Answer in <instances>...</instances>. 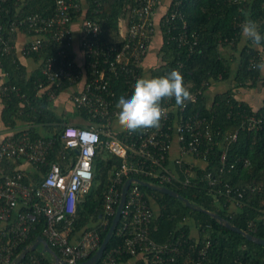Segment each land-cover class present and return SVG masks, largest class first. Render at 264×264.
<instances>
[{"label":"built area","instance_id":"1","mask_svg":"<svg viewBox=\"0 0 264 264\" xmlns=\"http://www.w3.org/2000/svg\"><path fill=\"white\" fill-rule=\"evenodd\" d=\"M6 1L0 0V10ZM158 1L133 0L130 21L127 24L125 22L120 42L102 39V24L98 16L82 17L79 40L82 61H77L72 48L74 33L71 17V9H84L82 0H55L52 14L33 11L8 24L0 20L2 53L14 50V37L18 28L24 27L20 26L22 24L32 34L23 48L24 53L42 48L46 38L59 43L57 51L41 62V71L49 84L41 82L40 85L45 86L43 90H46L51 99L57 98L68 86L69 96L75 106L104 122L103 127L94 122L85 125L64 123L61 137L65 150L60 152L66 161L65 168L58 161L48 160L52 139L32 137L25 130L19 134L6 135L1 141L0 164L4 158H23L34 164L43 177L37 182H26L23 180L24 169L6 174L0 171V264H45L42 257L36 254H31L29 260L22 263L23 251L16 253V249L31 237L41 214L47 219L42 236L68 262L84 261L98 249L101 245L98 229H86L73 240L69 236L70 225L61 230L57 227V222L67 213L74 214L77 201L91 187L94 177L93 160L101 132L107 135L106 146L123 158L115 168L105 192L102 218L105 225L116 214L122 186L127 178L142 174L158 179L162 185H187L197 176V165L207 163L209 152L214 146L211 120L199 113H186L188 103L195 102L203 92L202 86L190 92L192 99L186 101L184 107H177L174 98L162 101L161 107L165 115L159 128L138 130L131 135L126 133L124 137L117 136L113 129L118 110L115 107L116 91L109 76L111 73L124 74L131 89L136 80L143 77L140 66L144 64L150 46L160 33L156 18ZM237 1L242 5L246 3V0ZM181 4L182 0H171L170 9L166 11L162 21L168 24L170 31L178 29L170 35V39L176 40L180 46L188 44L194 50L198 43L197 37L189 33L186 21L183 25L175 22L176 17L180 16ZM99 8L97 2L93 15L98 14ZM243 23L238 21L239 25ZM13 92L27 98L17 84L8 81L0 83L1 98ZM245 118V127L259 129L264 121V112L247 114ZM237 132L231 136L236 138ZM45 165L48 168L42 171ZM226 168L224 151L220 157L219 171L214 174L211 169L205 173L210 190L227 195L235 204H242L244 188L232 186L223 178ZM139 184L136 181L131 183L121 211L119 232L124 235V242L104 253L95 264H114L117 253L136 254L139 251L149 254L146 264L177 263V255L181 253V239L161 243L151 236L150 225L155 216L151 200L154 195L143 190ZM250 225L253 223L250 222ZM190 248L194 249L193 244ZM199 253L204 254V251L199 250ZM198 256V259L192 257L191 260L195 264H204L201 256ZM237 263L240 264V261Z\"/></svg>","mask_w":264,"mask_h":264},{"label":"trees","instance_id":"2","mask_svg":"<svg viewBox=\"0 0 264 264\" xmlns=\"http://www.w3.org/2000/svg\"><path fill=\"white\" fill-rule=\"evenodd\" d=\"M97 2L100 10L97 15H93L92 11L97 7ZM19 4L20 0H7L4 3L0 10V20L4 24L21 19L29 12L52 14L55 9V0H25L23 6L17 9ZM133 5V0H86L83 10L71 9V17L76 21L84 16H98L102 24V39L107 42H120L123 39L121 23H129ZM169 9L168 6L166 11ZM166 11L156 17L160 29L158 59L149 65H141L140 70L143 78L166 76L172 70H178L190 92L203 87L204 90L198 99L188 103L186 113H199L211 120L214 146L209 152L207 163L197 165V176L192 178L190 184L166 183V186L177 190L197 207L187 205L185 200L178 196L139 184L143 190L154 195L151 200L155 210L150 225L151 236L161 243L181 239V253L177 255L176 264H195L191 258L198 259V255L204 264H238L239 261L240 264H264V244L249 240L242 233L226 226L208 211L198 207L217 211L232 223L264 238V121L259 129L244 126L247 114L264 112V103L255 109L247 99L241 98L240 94L243 89L264 88V73L253 68L254 64L264 60V47L257 48L250 41H245L241 35V25L238 24V21L251 19L264 36V0H246L245 5L237 0H182L180 16L176 17L175 22L183 25L186 21L189 33L197 37L198 43L195 44L194 50H191L188 44L180 46L176 40L169 38L178 29L170 31L168 24L162 21ZM20 26L25 28V24ZM59 46V43L46 38L42 48L25 54L32 55L42 62L46 56L55 53ZM0 58L11 74L7 81L20 86L22 92L27 95L25 99L13 92L2 97V119L13 128L18 127L17 119L25 121V127L16 130V134L27 130L32 137L43 136L47 140L52 139L48 160L58 161L65 168L66 161L60 151L65 150L61 134L67 121L53 109L52 99L46 90H43L45 86L40 85L41 82L49 84L41 66L29 74L24 71L18 74L20 67L17 66L18 59L13 57V51H0ZM109 77L116 91L115 103L121 95L131 94L133 88L127 84L124 74L111 73ZM78 110L86 122L77 124L94 122L99 127L104 126V122L99 118ZM113 129L119 137L126 134L116 125V121L113 123ZM236 131L237 136L233 138L231 135ZM106 139L107 135L101 132L93 160L94 177L91 187L77 201L74 214L67 213L57 222V227L61 230L70 225L69 236L73 240L86 229L95 228L100 231L102 243L114 217L111 216L108 224L102 223L105 192L115 168L123 158L106 146ZM224 151L227 168L223 178L232 186L244 188L242 204L239 205L227 195L211 191L209 181L205 177L208 170L212 169L214 174L219 171L220 157ZM24 162L26 160L23 158H4L0 171L6 174L24 169V181H39L43 177L42 172H32L23 166ZM47 168L45 165L41 170L46 171ZM136 176L159 184L156 178L142 174ZM46 222L45 215L41 214L31 237L16 249V253L25 252L20 262L25 263L31 254H36L42 257L45 264H54L51 255L42 252L41 243L34 249H26L43 234ZM250 222L253 225H250ZM120 225L119 220L105 254L124 242V235L119 232ZM191 244L193 250L190 248ZM54 249L61 255L57 248ZM199 250H203L204 254H200ZM148 256L147 252L142 251L136 254L117 253L114 264L130 259H133L135 264H146Z\"/></svg>","mask_w":264,"mask_h":264},{"label":"clouds","instance_id":"3","mask_svg":"<svg viewBox=\"0 0 264 264\" xmlns=\"http://www.w3.org/2000/svg\"><path fill=\"white\" fill-rule=\"evenodd\" d=\"M241 35L255 47H264V36L257 30L255 21L246 20L241 25ZM253 68L264 73V60L254 64ZM173 98L177 107L186 106V101L192 99L178 70H172L166 76L156 78L141 77L136 80L129 96L119 97L115 105L118 110L116 123L122 132L129 135L138 130L159 128L165 115L161 102Z\"/></svg>","mask_w":264,"mask_h":264},{"label":"crops","instance_id":"4","mask_svg":"<svg viewBox=\"0 0 264 264\" xmlns=\"http://www.w3.org/2000/svg\"><path fill=\"white\" fill-rule=\"evenodd\" d=\"M25 0H20L19 6H17V9L23 6ZM84 6L86 5V0H82ZM171 0H159L157 2V16L160 17L161 14H163L168 6L170 5ZM80 28H81V20L73 21L72 23V30L74 33V42L72 45L73 51L75 52L77 61H82L83 59V53L79 44L80 40ZM160 33L155 37V40L153 41L152 45L150 46V50L148 55L146 56V59L144 61V64L149 65L155 60L158 59L157 52L158 48L160 46ZM159 36V37H158ZM32 38V34L27 31L24 27H19L16 31L15 37H14V50H13V57L15 56L16 59H18L17 66H19V72H25V73H31L33 70L39 68L41 66V60H37L32 55H26L23 52V48L25 44ZM13 69V68H12ZM17 67L15 66V70ZM14 71V70H13ZM11 74L6 70L5 66L1 62L0 58V83L6 82L9 80ZM70 88L67 86L65 87L57 96V98L52 99V106L57 113L61 114L65 121L67 122H73V123H84L86 122L85 118L82 117V115H79V110L75 106L74 102L71 100L69 96V90ZM244 90V91H243ZM240 91L241 98L247 99L250 104L254 106L255 109L259 108L264 103V88H253V89H243ZM3 100L0 97V143L4 139L6 135L13 134L16 132V130L24 128L23 126L25 124V121L23 119H17L18 121V127H11L7 125L4 120L2 119V109H3ZM77 109L78 115L80 117H75L73 120L70 119V117L75 116L77 113L75 110ZM117 125V123H116ZM118 126V125H117ZM24 167L32 170L34 172L36 170V167L31 162L27 161L23 164ZM82 234V233H81ZM80 233L75 236V238H78ZM116 264H135L133 259H130L129 261L125 262H118Z\"/></svg>","mask_w":264,"mask_h":264},{"label":"water","instance_id":"5","mask_svg":"<svg viewBox=\"0 0 264 264\" xmlns=\"http://www.w3.org/2000/svg\"><path fill=\"white\" fill-rule=\"evenodd\" d=\"M139 182L141 184L147 185L149 187H152L154 189L160 190L162 192H167L171 195H175L178 196L179 198H182L183 200H185L187 205L190 206H194L197 207L196 205H194L192 203V201H190L188 198L184 197L181 193H179L177 190L166 186V185H162V184H157L155 182H151L148 180H144L140 177L137 176H132L126 179V181L124 182L123 186H122V193H121V197L117 206V210H116V214L113 217L112 223L110 225V228L105 236V238L103 239L101 245L98 247V249L86 260L84 261H80L77 263H72V262H68L67 260L64 259V257H62L48 242V240L44 237V236H39L37 238L36 241H34L32 244H30L26 249L31 248L34 249L36 248L40 243L42 244V252L44 253H49L51 255L52 261L54 264H95L98 260H100L107 248L109 239L113 233V231L115 230V228L117 227L119 220L121 218V211L123 208V205L126 201L127 198V192L129 190V187L131 185L132 182ZM200 209L206 210L208 211L211 215H213L215 218H217L221 223L225 224L226 226L242 233L243 235H245L249 240L255 241L257 243L260 244H264V238L261 236H257L255 234H253L252 232L243 229L242 227L232 223L229 219L225 218L223 215H221L219 212L217 211H211L208 210L204 207L198 206ZM25 255V252L23 251L22 256Z\"/></svg>","mask_w":264,"mask_h":264},{"label":"rangeland","instance_id":"6","mask_svg":"<svg viewBox=\"0 0 264 264\" xmlns=\"http://www.w3.org/2000/svg\"><path fill=\"white\" fill-rule=\"evenodd\" d=\"M124 23H123V26H122V23H121V29L123 30V32L125 31V21H123ZM76 112H77V109L75 110ZM75 117H80L79 115H78V112L75 114V116H72V117H70V119L71 120H73Z\"/></svg>","mask_w":264,"mask_h":264}]
</instances>
